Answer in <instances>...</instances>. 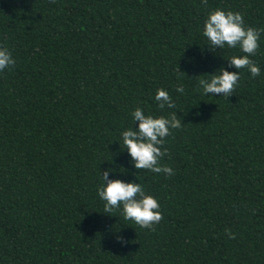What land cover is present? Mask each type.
Segmentation results:
<instances>
[{
    "label": "trees",
    "instance_id": "1",
    "mask_svg": "<svg viewBox=\"0 0 264 264\" xmlns=\"http://www.w3.org/2000/svg\"><path fill=\"white\" fill-rule=\"evenodd\" d=\"M216 9L261 38L259 76L240 69L228 96L199 87L244 55L205 45ZM0 47L15 60L0 71V264H264V0H0ZM136 108L181 120L161 145L173 174L134 167L121 132ZM109 168L158 200V223L104 213Z\"/></svg>",
    "mask_w": 264,
    "mask_h": 264
},
{
    "label": "clouds",
    "instance_id": "2",
    "mask_svg": "<svg viewBox=\"0 0 264 264\" xmlns=\"http://www.w3.org/2000/svg\"><path fill=\"white\" fill-rule=\"evenodd\" d=\"M202 35L206 40L205 45L212 48L218 46L222 50L225 47L236 48L238 46L240 52L244 54L228 58L231 65L238 71L230 72L221 68L215 73H207L203 76L199 80L203 95H230L237 87L240 78L239 70L242 68H247L253 77L259 76L261 69L253 63L250 57L260 47V33L251 27H245L241 13L223 9L209 12L203 21ZM14 63L11 52L6 47H0V71ZM176 91L183 94L184 86L177 87ZM154 100L160 109L166 107L171 109L175 106L166 89H157ZM131 116L133 125L139 122L138 129L128 128L121 132V136L124 148L135 162L134 167L155 173L163 172L165 175L173 174V169L161 166L160 160L165 154L161 151L164 138L170 134L172 129L181 126L182 122L177 118L176 113H169L167 116H153L146 114L142 108H136ZM115 172V168H109L103 172V175L100 173L102 183L98 195L104 201V213L111 214L114 209H121L125 220H131L140 227H151L154 223H158L162 218L158 200L152 195L145 194L140 183L124 182L119 179L109 180V175Z\"/></svg>",
    "mask_w": 264,
    "mask_h": 264
}]
</instances>
